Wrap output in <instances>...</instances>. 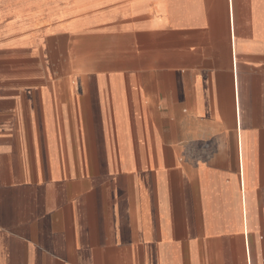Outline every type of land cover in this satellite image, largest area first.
Wrapping results in <instances>:
<instances>
[{"label":"crops","instance_id":"obj_1","mask_svg":"<svg viewBox=\"0 0 264 264\" xmlns=\"http://www.w3.org/2000/svg\"><path fill=\"white\" fill-rule=\"evenodd\" d=\"M0 49V264H264V0H0Z\"/></svg>","mask_w":264,"mask_h":264},{"label":"rangeland","instance_id":"obj_2","mask_svg":"<svg viewBox=\"0 0 264 264\" xmlns=\"http://www.w3.org/2000/svg\"><path fill=\"white\" fill-rule=\"evenodd\" d=\"M5 88V50L0 49V88Z\"/></svg>","mask_w":264,"mask_h":264},{"label":"bare ground","instance_id":"obj_3","mask_svg":"<svg viewBox=\"0 0 264 264\" xmlns=\"http://www.w3.org/2000/svg\"><path fill=\"white\" fill-rule=\"evenodd\" d=\"M231 7V6H230ZM233 8V7H232ZM233 19V18H232ZM234 24V23H233ZM233 32V31H232ZM181 41V40H180ZM196 41V40H195ZM183 43V42H182ZM234 45V44H233ZM234 48V47H233ZM232 50V49H231ZM233 62V61H232ZM233 66V65H232ZM234 68V67H233ZM234 80V79H233ZM236 82V80H234ZM233 82V81H232ZM234 87V86H233ZM237 90V89H236ZM237 92V91H236ZM241 146V145H240ZM241 148V147H240ZM246 191V189H245Z\"/></svg>","mask_w":264,"mask_h":264}]
</instances>
